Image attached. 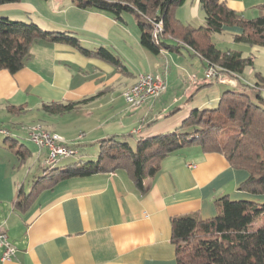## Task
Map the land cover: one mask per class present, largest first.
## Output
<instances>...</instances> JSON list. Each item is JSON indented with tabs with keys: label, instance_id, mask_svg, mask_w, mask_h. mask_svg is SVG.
<instances>
[{
	"label": "crops",
	"instance_id": "crops-1",
	"mask_svg": "<svg viewBox=\"0 0 264 264\" xmlns=\"http://www.w3.org/2000/svg\"><path fill=\"white\" fill-rule=\"evenodd\" d=\"M44 1L47 3H20L22 17L32 21L35 14L39 22L33 21L41 29L70 33L89 51H109L121 67L85 57L64 44H34L24 68L15 74L0 71V127L9 132L3 146L8 142L21 145L18 135L25 134L32 125H41L40 121L49 123L41 126L58 135L59 140L76 143L72 146L83 151L111 136H127L135 143L138 137L172 132L192 109L216 108L220 95L237 87L218 83L198 90L206 81L202 60L187 50H163L157 55L145 50L134 14H124L116 20L104 12L79 8L70 0ZM221 1L246 19L264 13V0ZM176 17L192 28L202 27L205 21L199 0H186L176 10ZM240 33L238 27H225L211 40L221 51L254 57V67L245 69L242 78L244 74H255L257 66H264V48L235 43L233 36ZM196 59L202 73L190 74L188 86L176 75L169 83V65L161 68L166 60L174 73L179 69L189 71L190 61ZM139 75L163 77L167 90L140 108L127 107L123 92ZM242 80L255 84L254 80ZM170 85L181 92L167 93ZM84 100L87 101L71 111L84 112L79 117L81 126L74 133L60 129L62 124H56L57 119L52 117L63 114L43 110L44 105ZM50 120H56L52 129ZM3 149L0 146V155L10 153V149ZM17 172L10 183L18 179L19 169ZM42 177L44 174L35 175L31 185ZM247 178L246 171L232 169L223 156L187 148L162 160L159 172L146 181L148 190L144 194L124 171H117L63 179L19 210L14 206L18 192L12 186L0 192V228L16 253L0 264H177L170 220L187 215L211 219L216 215L215 200L223 196L232 201L264 203V195L237 190Z\"/></svg>",
	"mask_w": 264,
	"mask_h": 264
},
{
	"label": "trees",
	"instance_id": "trees-1",
	"mask_svg": "<svg viewBox=\"0 0 264 264\" xmlns=\"http://www.w3.org/2000/svg\"><path fill=\"white\" fill-rule=\"evenodd\" d=\"M20 1L0 0V5ZM70 1L79 8L104 12L116 20H121L124 14H134L140 44L152 54L187 50L199 57L205 69L215 70L216 77L205 79L198 90L218 84L219 77L233 79L237 87L224 91L214 109H192L172 132L138 137L135 143L128 141L127 136L120 139L111 136L96 144L95 160H78L58 169L47 168L44 177L34 181L28 192L19 189L15 208L24 210L40 192L63 179L117 171H124L135 188L144 194L148 190L146 181L159 172L162 160L187 148L223 156L232 169L248 173V178L237 187L238 191L264 195V97L261 95L264 77L256 72L254 85L243 82L241 75L245 69L254 67V57L221 51L211 40L212 35L221 34L225 27H238L241 33L233 36L235 43L264 48V13L246 19L221 0H199L205 21L202 27L192 28L176 17V10L186 0ZM261 8L264 11V5ZM158 22L162 23V31L155 42L152 35ZM39 41L64 44L85 57L99 58L121 67L112 53L103 48L89 51L70 33L50 32L34 23L0 17V71L15 74L24 68L31 47ZM85 101L44 105L43 110L49 114H64ZM11 148L16 149L20 161L29 153L22 145L12 144ZM74 150V156L80 158L83 150L79 147ZM214 205L216 215L211 219L187 215L170 220L177 264H264V203L232 201L223 196L216 199Z\"/></svg>",
	"mask_w": 264,
	"mask_h": 264
},
{
	"label": "rangeland",
	"instance_id": "rangeland-1",
	"mask_svg": "<svg viewBox=\"0 0 264 264\" xmlns=\"http://www.w3.org/2000/svg\"><path fill=\"white\" fill-rule=\"evenodd\" d=\"M67 1H69V0H67ZM20 3H47V2L44 0L43 1L21 0L20 2L15 3V4L0 5V17H7L8 16L7 18H9L10 20H13V21H22V22L34 23V24H35V21H36V23L39 22L35 14H32V17H31L32 21L26 20L25 17H22L23 15L21 13L23 12V9L20 6H18ZM48 3H50V2H48ZM258 16H260V15H258ZM254 18H256V17H254ZM33 20H35V21H33ZM167 65H169V66L167 67ZM200 65L201 64H200L199 60L196 59V60L190 61L189 71L179 69V71H177V73H174L172 71V64L171 63L169 64L168 61L164 60L163 66H161V68L163 70L165 66L167 67V69H166V70H168L167 74L170 78L169 83H171L172 77L174 75H176L178 77L180 76V80L182 82L184 81L186 83V85L188 86L190 74H196L197 76H199L202 73V67ZM256 70H258L256 72L260 73L264 77V66L263 67L257 66ZM174 71H176V69ZM242 78H247L250 81L254 80L256 82V78H255L254 74H252V75L244 74V76ZM243 82H245V81H243ZM174 91H178L179 93L181 92L179 89H176V87L174 89L171 88V85H170L167 93L170 92L172 95L174 93ZM261 95L264 97V91L261 92ZM126 106L129 107L128 104H126ZM83 113L84 112H82V111L81 112L75 111V112H71V113H65L61 117L52 116L53 119H57V121L56 120H50L49 129H52L55 127L54 121H56V124H62V126L59 128L62 129L63 131H66L67 133H74L75 129L79 128L81 126V124L79 122V120H80L79 117L82 116ZM54 117H56V118H54ZM40 124L41 125L44 124L45 126H47L49 123H43L42 121H40ZM41 125H38V127L43 128ZM18 139H19L20 144L22 146H24L26 149H28V151H29L25 161H23V162L21 161V163L17 159L16 154L13 153V151L11 152V149H12L11 144L12 143H10V142L6 143V145H4L5 146L4 147L3 146L4 136H0V146L4 148L3 150L9 151V149H10V153L8 152L9 154L1 152V155H0V192H2L1 190L6 191L7 189L11 188L12 186H14V188L16 187L15 189L17 190V192L20 189V187H22L23 190L25 192H27L31 186V181L34 178V176L35 175L41 176L42 174L47 172V170H46L47 168L58 169L60 167L68 165L70 163L76 162L78 160H82L84 162L85 161H93L97 157V149H98L97 145H90V146H87L86 148H84V151L82 152V154H80V158L76 157L74 155L68 156V157H63V158L56 160L53 164L49 165L46 163L47 152L45 150L39 149L34 143H32L30 138L27 137L26 131H25V134L18 135ZM69 144H70L69 146L76 145V143H69ZM17 148H19V147H17ZM25 148H23V149L25 150ZM7 155H10L11 159L10 158L8 159ZM18 169H19V175L17 177L18 179H15L16 180L15 183L12 184V183H10V181L14 176L13 173L16 172V174H17ZM5 195L7 196V194H5ZM1 202L2 201L0 200V203ZM255 203H257V202H255Z\"/></svg>",
	"mask_w": 264,
	"mask_h": 264
},
{
	"label": "built area",
	"instance_id": "built-area-1",
	"mask_svg": "<svg viewBox=\"0 0 264 264\" xmlns=\"http://www.w3.org/2000/svg\"><path fill=\"white\" fill-rule=\"evenodd\" d=\"M157 27V23H156ZM157 29V38L160 36ZM216 73L214 69L206 68L204 70V78L207 80L214 79ZM219 83L235 85V81L229 77H219ZM167 90L166 79L160 76L139 75L134 84L126 88L123 92V98L129 106H136L141 103L149 95H161V92ZM27 137L33 139L35 145L47 152L46 163H52L63 157L75 153L74 146L65 140H59L58 135L54 132L38 128V124L26 128ZM7 129L0 127V134H8ZM16 253V248L9 242L7 234L0 228V261H9Z\"/></svg>",
	"mask_w": 264,
	"mask_h": 264
},
{
	"label": "bare ground",
	"instance_id": "bare-ground-1",
	"mask_svg": "<svg viewBox=\"0 0 264 264\" xmlns=\"http://www.w3.org/2000/svg\"><path fill=\"white\" fill-rule=\"evenodd\" d=\"M157 29H158V32H160L161 33V31H162V23L161 22H158L157 23V27H156V24L154 25V30H153V39H154V41L155 42H157L158 40V38H157ZM211 69H212V67H211ZM137 78H139V76L137 77ZM165 91V90H164ZM164 92H161V94H163ZM157 98V95H149L148 96V98H145L143 101H141V103H139L138 104V107L139 106H141L142 104H144V103H146V102H149V101H152V100H154V99H156ZM132 107H136V106H132ZM38 128H40V127H38ZM9 134V133H8ZM8 134H0V136H7ZM31 140V142L32 143H34V141H33V139H30ZM35 144V143H34ZM74 155V153L73 154H71V155H69V156H73ZM55 161H53L52 163H47V164H49V165H51V164H53Z\"/></svg>",
	"mask_w": 264,
	"mask_h": 264
}]
</instances>
